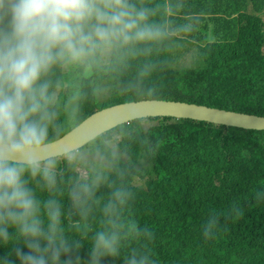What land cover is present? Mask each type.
Listing matches in <instances>:
<instances>
[{
	"label": "clouds",
	"instance_id": "clouds-1",
	"mask_svg": "<svg viewBox=\"0 0 264 264\" xmlns=\"http://www.w3.org/2000/svg\"><path fill=\"white\" fill-rule=\"evenodd\" d=\"M171 2L0 0V245H11L19 264H101L104 257L161 264L154 229L134 212L137 189L130 177L139 167L130 157L121 163L127 157L122 137L109 133L153 115L157 93L149 85L167 62L162 51L175 59L196 55L199 30L188 21L175 26ZM187 15L208 17L197 10ZM131 68L134 74L127 75ZM69 71L125 77L122 91L153 98L117 106L90 123L84 102L92 92L102 101L113 85L83 76L80 89L60 101L58 89ZM90 154L96 163H89ZM252 198L264 203V185ZM243 215L239 201L226 212L210 211L200 226L203 239L217 237L221 217ZM21 243L27 252L16 247ZM83 244L90 249L86 262L61 259ZM0 264L14 262L3 256Z\"/></svg>",
	"mask_w": 264,
	"mask_h": 264
},
{
	"label": "trees",
	"instance_id": "trees-1",
	"mask_svg": "<svg viewBox=\"0 0 264 264\" xmlns=\"http://www.w3.org/2000/svg\"><path fill=\"white\" fill-rule=\"evenodd\" d=\"M182 1L190 0H172L168 12L175 26L185 21L192 28L201 25L200 19L187 15ZM214 12L216 40L205 43V38L194 36L199 42L193 70L174 66L177 59L162 51L160 56L168 59L153 73L149 92L157 93L156 99L264 116V0H227L219 8L209 3L197 9L200 15L207 13V19ZM134 72L131 68L127 75ZM112 77L120 83L125 79ZM83 80V75L65 74L59 100L80 89ZM121 88L118 93L111 88L104 95L109 96L106 101H99L92 92L83 104V117L113 104L153 98L134 96ZM146 119L157 122L147 127ZM113 132L122 137L120 147L127 152L121 163L126 165L130 157L139 167L136 177L144 182L136 185V177H130L137 189L134 212L142 224L154 229L153 249L161 264H264V203L252 198L253 190L264 185V130L157 116L119 124L109 134ZM89 163H96L91 154ZM233 201H239L244 215L221 217L217 237L204 240L200 226L206 215L226 212ZM16 247L28 251L22 243ZM89 250L83 244L61 259L79 256L86 262ZM3 256L19 264L11 245H0ZM101 264H122V260L104 257Z\"/></svg>",
	"mask_w": 264,
	"mask_h": 264
},
{
	"label": "water",
	"instance_id": "water-1",
	"mask_svg": "<svg viewBox=\"0 0 264 264\" xmlns=\"http://www.w3.org/2000/svg\"><path fill=\"white\" fill-rule=\"evenodd\" d=\"M140 102L141 101L127 102L122 104H113L108 107H103L98 111H95L93 114H91L85 119L91 123L97 120L98 118H100L101 116H103L106 112L115 109L117 106H125L130 103H140ZM151 116L195 119V120L209 121L217 124H224L227 126H237L246 129L264 130V116L229 111V110L209 107L206 105H198L194 103L181 102V101L157 99V103L154 107L153 115ZM130 121H126L124 123ZM68 132H66L65 134H67Z\"/></svg>",
	"mask_w": 264,
	"mask_h": 264
},
{
	"label": "rangeland",
	"instance_id": "rangeland-1",
	"mask_svg": "<svg viewBox=\"0 0 264 264\" xmlns=\"http://www.w3.org/2000/svg\"><path fill=\"white\" fill-rule=\"evenodd\" d=\"M207 1H209V0H191V1L185 2L184 7H185V10H187V11H195L198 8H200V6L209 5V3L211 5L216 6L217 8H219V7L223 6V5H225L226 2H227V0H212V2H210V1L207 2ZM229 1H232V0H229ZM214 15L217 16V13L214 12ZM216 19L217 18H215V17H211V18L207 19L205 16H202L200 18L201 25L200 24L197 25L196 29L199 30L197 35L200 36L201 39H203L205 37H209V38H215L216 37V32H214L213 30H210L212 28V26L214 24H216ZM192 50H195V48L192 49ZM191 51H188V52H191ZM176 59H177V57H176ZM193 62H194V57L188 56V55H184L183 57L180 56L179 59H177V61L175 62L174 66H176V67H192V66H194ZM83 76L85 78L89 79V80H93V82H95V84H97V85H99L101 80L111 82L113 84V89H112L113 93H118V91L120 90V87L122 85L120 82H117L108 73L98 74V73H93L91 71H88V72L83 73ZM100 97H101L102 101L103 100H107L109 98V96H103V95H100ZM141 100H143V99H140L138 101H141ZM92 101L95 102V103L98 102V100L95 99V98H93ZM149 117H154V116H149ZM145 121H146L145 123H146L147 127L150 126V125H153V124H155L157 122V120H148V119H146ZM111 135L115 137L116 133L113 132ZM80 171L83 173V169H80ZM132 177L135 178L136 175H133ZM143 182L144 181H142L140 176L136 177V180L134 181V183L136 185H139V186Z\"/></svg>",
	"mask_w": 264,
	"mask_h": 264
},
{
	"label": "crops",
	"instance_id": "crops-1",
	"mask_svg": "<svg viewBox=\"0 0 264 264\" xmlns=\"http://www.w3.org/2000/svg\"><path fill=\"white\" fill-rule=\"evenodd\" d=\"M204 42L206 43V42H208V40L206 39V41L204 40ZM210 42H211V38H210Z\"/></svg>",
	"mask_w": 264,
	"mask_h": 264
}]
</instances>
